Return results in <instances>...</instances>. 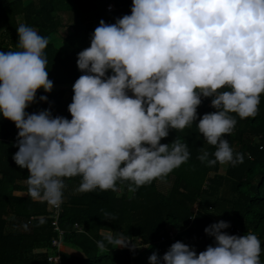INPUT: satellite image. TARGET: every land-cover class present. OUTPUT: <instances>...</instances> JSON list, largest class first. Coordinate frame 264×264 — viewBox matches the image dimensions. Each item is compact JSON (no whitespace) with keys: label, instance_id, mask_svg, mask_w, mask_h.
Instances as JSON below:
<instances>
[{"label":"clouds","instance_id":"clouds-1","mask_svg":"<svg viewBox=\"0 0 264 264\" xmlns=\"http://www.w3.org/2000/svg\"><path fill=\"white\" fill-rule=\"evenodd\" d=\"M17 49L0 51V117L17 131L12 159L27 169V194L58 207L65 180L80 177L81 193H130L166 181L190 158L186 143H161L170 130L194 122L215 148L198 159L212 167L243 162L228 140L240 120L258 115L264 95V0H131L130 14L100 20L89 47L77 54L82 73L72 85L71 119L50 109L29 113L36 93H50L45 49L50 38L25 24ZM215 111L198 119L202 99ZM39 100L47 101L41 95ZM235 114V115H233ZM220 220L204 229L214 245L197 252L177 241L149 264H262L261 240L248 231L229 235ZM105 240L128 247L123 234ZM150 247V245L148 246Z\"/></svg>","mask_w":264,"mask_h":264},{"label":"trees","instance_id":"trees-1","mask_svg":"<svg viewBox=\"0 0 264 264\" xmlns=\"http://www.w3.org/2000/svg\"><path fill=\"white\" fill-rule=\"evenodd\" d=\"M110 1L114 5L111 12L104 10L107 0H0V51L18 50L16 29L21 24L50 38L45 56L53 88L50 93L39 89L27 112L50 109L53 116L71 119L67 107L72 85L82 74L76 64L78 52L89 47L100 20L111 24L130 14L131 0ZM54 39L68 48L58 49ZM41 95L47 96V101H40ZM213 111L210 104L202 102L198 119ZM17 131L11 121L0 117V264H48L47 203L28 196L27 169H20L12 159L18 150ZM225 138L234 152L243 155V162L209 167L198 156L207 150L213 158L215 148L204 141L195 122L183 131L170 130L161 143L170 144L175 139L186 143L189 160L166 181L154 180L135 193L119 183L115 192L97 189L81 193L77 191L80 177L66 179L59 226L65 232L64 242L77 247L81 256L61 253L60 264H149L153 252L162 257L177 241L198 254L215 244L204 229L220 220L229 222L230 227L222 230L229 235L254 232L261 240L264 264V95L258 115L244 120L237 117L234 131ZM167 182L168 191L160 192L156 185ZM73 225L81 232L74 231ZM168 233L173 234L172 240ZM110 234L139 241L128 252L105 240L106 250L101 252L97 241Z\"/></svg>","mask_w":264,"mask_h":264},{"label":"built area","instance_id":"built-area-1","mask_svg":"<svg viewBox=\"0 0 264 264\" xmlns=\"http://www.w3.org/2000/svg\"><path fill=\"white\" fill-rule=\"evenodd\" d=\"M106 1V0H105ZM104 10L106 12H111L114 10L113 2L110 0H107V2L104 5ZM211 98L202 99V102H206V104H210ZM62 203L58 207H54L49 205L48 214H49V229L51 233V237L48 242V255L46 256V262L48 264H60V254L62 252L61 246L64 242V236L65 232L64 230L59 226V218L62 212L61 208ZM73 230L76 232H80V229L74 225ZM167 238L169 240H172L173 234L168 233ZM129 242V246L126 247V250H131L135 247V243L139 241V239H135V243H133L131 240L127 239ZM159 241H163V238H160Z\"/></svg>","mask_w":264,"mask_h":264},{"label":"crops","instance_id":"crops-1","mask_svg":"<svg viewBox=\"0 0 264 264\" xmlns=\"http://www.w3.org/2000/svg\"><path fill=\"white\" fill-rule=\"evenodd\" d=\"M207 105H209V104H207ZM48 209H49V204H47L46 207H45V210H46L47 213H48ZM73 226H72V228H73ZM80 232H81V229H80ZM105 233H107V231H105ZM50 237H51V233H50ZM50 237H49V239H50ZM48 242H49V240H48ZM124 249L126 250V247H124ZM61 250H62L61 253H66V254L71 255V256H75V257H80L81 256L80 250L77 247H75V246H73L72 244H69V243L63 242V244L61 246ZM126 251H128V250H126ZM46 253L48 254V244L46 245Z\"/></svg>","mask_w":264,"mask_h":264},{"label":"rangeland","instance_id":"rangeland-1","mask_svg":"<svg viewBox=\"0 0 264 264\" xmlns=\"http://www.w3.org/2000/svg\"><path fill=\"white\" fill-rule=\"evenodd\" d=\"M2 31V28L0 27V32ZM61 35L64 34V30L60 33ZM2 35V34H1ZM11 41H7V43H10ZM53 44L58 48V49H67L68 46L61 42L60 40H56L54 39L53 40ZM169 185H170V182H167V183H163V184H157L156 187L157 189L162 192V193H166L168 191V188H169Z\"/></svg>","mask_w":264,"mask_h":264}]
</instances>
